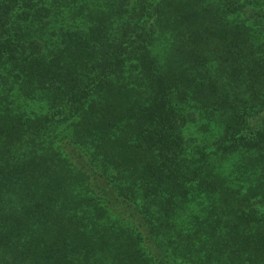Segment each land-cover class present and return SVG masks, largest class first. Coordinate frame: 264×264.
<instances>
[{"label": "trees", "instance_id": "16d2710c", "mask_svg": "<svg viewBox=\"0 0 264 264\" xmlns=\"http://www.w3.org/2000/svg\"><path fill=\"white\" fill-rule=\"evenodd\" d=\"M0 264H264V0H0Z\"/></svg>", "mask_w": 264, "mask_h": 264}]
</instances>
